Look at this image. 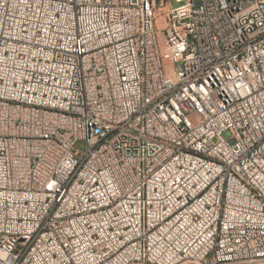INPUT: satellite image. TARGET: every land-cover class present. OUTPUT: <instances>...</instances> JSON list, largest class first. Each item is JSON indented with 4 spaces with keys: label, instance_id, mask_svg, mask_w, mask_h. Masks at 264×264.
Wrapping results in <instances>:
<instances>
[{
    "label": "built area",
    "instance_id": "2783aa9c",
    "mask_svg": "<svg viewBox=\"0 0 264 264\" xmlns=\"http://www.w3.org/2000/svg\"><path fill=\"white\" fill-rule=\"evenodd\" d=\"M172 2L0 0V264L264 263V0Z\"/></svg>",
    "mask_w": 264,
    "mask_h": 264
},
{
    "label": "rangeland",
    "instance_id": "374dc122",
    "mask_svg": "<svg viewBox=\"0 0 264 264\" xmlns=\"http://www.w3.org/2000/svg\"><path fill=\"white\" fill-rule=\"evenodd\" d=\"M187 0H183V2H185ZM173 5L176 4V0H173L172 2ZM164 10L165 9H156L155 10V23L158 29V32L160 33L161 30H163L164 27ZM169 68V66H166L165 69ZM224 137H227L226 134H224ZM256 264H264V263H256Z\"/></svg>",
    "mask_w": 264,
    "mask_h": 264
}]
</instances>
